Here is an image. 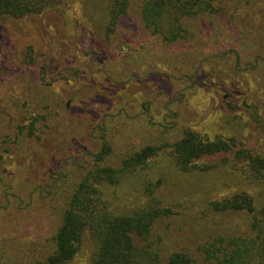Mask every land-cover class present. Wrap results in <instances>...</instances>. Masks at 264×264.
Listing matches in <instances>:
<instances>
[{
  "label": "rangeland",
  "instance_id": "374dc122",
  "mask_svg": "<svg viewBox=\"0 0 264 264\" xmlns=\"http://www.w3.org/2000/svg\"><path fill=\"white\" fill-rule=\"evenodd\" d=\"M142 3L129 0L116 27L111 0L0 18V242L51 235L59 173L90 161L104 139L115 164L126 144L173 142L184 128L264 152V0H220L215 14L185 19L187 40L173 44L144 26ZM151 162L176 203L257 189L231 165L184 173L168 152ZM124 192L129 205L146 201ZM84 239L68 264H90Z\"/></svg>",
  "mask_w": 264,
  "mask_h": 264
},
{
  "label": "trees",
  "instance_id": "16d2710c",
  "mask_svg": "<svg viewBox=\"0 0 264 264\" xmlns=\"http://www.w3.org/2000/svg\"><path fill=\"white\" fill-rule=\"evenodd\" d=\"M63 2L0 0V18L63 11ZM219 2L143 0L141 21L173 44L187 40L185 19L213 15ZM111 3V23L116 27L129 0ZM125 149L121 161L112 163L113 147L104 139L90 161L60 172V183L52 192L53 214L59 221L53 233L39 241H1L0 264H68L88 236L95 246L90 264H264V152L232 137H209L192 128H184L173 142L140 149L126 144ZM165 152L181 172H208L231 165L257 189L204 204L176 203L161 193L165 178L151 162ZM127 188L146 201L126 203Z\"/></svg>",
  "mask_w": 264,
  "mask_h": 264
}]
</instances>
